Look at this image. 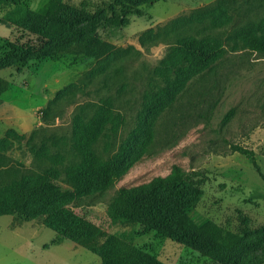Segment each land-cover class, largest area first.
I'll return each mask as SVG.
<instances>
[{
    "label": "rangeland",
    "instance_id": "374dc122",
    "mask_svg": "<svg viewBox=\"0 0 264 264\" xmlns=\"http://www.w3.org/2000/svg\"><path fill=\"white\" fill-rule=\"evenodd\" d=\"M19 1L32 10L47 3ZM64 1L97 18L96 36L111 46L90 58L86 24L48 40L33 30L4 26L6 9L0 11V79L8 84L0 94V137L8 128L27 137L34 132V144L45 142L75 163L71 140L77 115L88 119L110 102L123 121L114 134L100 138L95 150L109 158L125 145L122 163L133 164L104 191L79 193L60 178L64 197L58 199L66 201L64 207L95 223L103 232L100 240L108 234L132 240L147 253L145 264H264V180L234 148L253 151L264 174V46H226L218 62L169 97L162 93L165 82L155 76L167 44L144 47L140 37L217 0ZM224 1L233 20L214 32L200 29L205 41L264 35V0ZM180 24L189 31V22ZM7 156L20 174L39 171L26 141ZM175 165L201 175L203 182L175 198L173 209L183 219L174 225L211 222L235 235L234 244L193 247L183 238H168L162 224L145 226L134 215L112 210L120 188L166 175ZM42 220L0 216V264H100L97 255Z\"/></svg>",
    "mask_w": 264,
    "mask_h": 264
},
{
    "label": "trees",
    "instance_id": "16d2710c",
    "mask_svg": "<svg viewBox=\"0 0 264 264\" xmlns=\"http://www.w3.org/2000/svg\"><path fill=\"white\" fill-rule=\"evenodd\" d=\"M230 6L224 0H217L196 10V15L177 18L158 29L150 28L142 33L140 43L144 47L159 41L167 44L164 57L155 70V76L165 82L163 94L170 97L171 93L181 91L194 77L209 70L224 56L228 50L226 46L234 49L241 42L242 45L263 49L264 35L230 36L225 43L219 41L218 37V40L205 41L200 29L214 32L231 24L233 19ZM5 9L1 17L4 26H14L23 31L33 30L48 40L62 39L70 30L86 24L88 34L85 50L90 58L102 56L111 46L96 36L97 18L64 0H47L41 10H32L19 0H0V11ZM181 21L189 22V31L184 29ZM7 85L0 79V94L7 89ZM49 104L43 108L45 113L50 108ZM76 121V130L71 140L73 155L77 157L75 163L67 161L63 152L52 150L45 142L34 144V132L28 137L13 128L4 132L0 137V216L20 214L29 219L42 217L45 227L85 246L100 258V264H145L147 253L136 247L132 240L116 234L105 235L100 240L103 232L95 223L69 207H64L66 201L58 199L64 197L60 178L79 193L92 188L104 191L129 171L133 164L122 163L121 154L125 152V145L119 153L109 158L101 157L95 150L100 138L114 134L123 121L120 114L114 113L110 102L99 105L88 119L77 115ZM23 141L30 143V152L37 163L38 172L20 174L11 166L7 153ZM234 148L251 161L264 180L253 151L240 146ZM201 177H194L175 165L166 175L120 188L111 202V208L116 214L136 216L145 226L162 224V231L168 238H183L186 244H193V247L204 244L213 246L212 249L230 246L234 244L235 235L211 222L174 225L183 219L181 212L173 209L175 198L183 190L198 188L203 182Z\"/></svg>",
    "mask_w": 264,
    "mask_h": 264
}]
</instances>
